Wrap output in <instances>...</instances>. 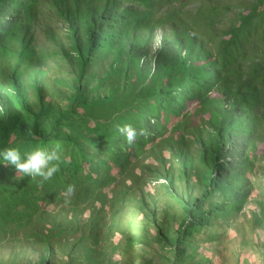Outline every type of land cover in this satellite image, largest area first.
Returning <instances> with one entry per match:
<instances>
[{
	"label": "trees",
	"instance_id": "trees-1",
	"mask_svg": "<svg viewBox=\"0 0 264 264\" xmlns=\"http://www.w3.org/2000/svg\"><path fill=\"white\" fill-rule=\"evenodd\" d=\"M182 1L189 0H0V148L59 143L62 156L44 183L0 164V246L10 240L25 257L41 249L31 264H54L59 253L64 264H97L106 256L97 249L102 227L116 220L127 195L106 218L107 192L122 186L134 160L165 146L172 159H161L158 175L183 215L163 229L152 212L146 223L156 238L143 225L126 244L154 239L162 264H210L194 261L203 254L194 241L217 239L216 224L243 209L259 162L264 0L238 1L223 29L217 23L229 2L203 0L191 11ZM47 2L66 25L67 47L59 41L43 55L28 31ZM174 2L179 7L168 8ZM46 36L55 41L52 29ZM46 56L72 64L69 76L49 86L39 68ZM125 125L136 130L131 142L118 131ZM69 184L76 192L66 205ZM60 205L72 213L62 222L51 212ZM86 207L87 222L79 223L76 211ZM77 232L68 250H55V237Z\"/></svg>",
	"mask_w": 264,
	"mask_h": 264
},
{
	"label": "rangeland",
	"instance_id": "rangeland-1",
	"mask_svg": "<svg viewBox=\"0 0 264 264\" xmlns=\"http://www.w3.org/2000/svg\"><path fill=\"white\" fill-rule=\"evenodd\" d=\"M203 0H189L182 1V9L191 11ZM217 1V0H213ZM229 2V12L217 23L218 28H225L230 18L238 10V1L242 0H219L218 2ZM250 1V0H245ZM180 2H174L169 5L179 7ZM38 20L29 29L28 33L34 36L36 47L39 52L45 54L46 50L50 51L51 45L57 47V43L61 41L67 47L66 25L55 13L54 7L49 2L46 6L39 8ZM52 29L55 33V41L51 42L46 36V31ZM161 34V30L157 31V38ZM157 43L155 42L154 48ZM233 47V46H232ZM57 58H50L46 56L41 60L39 68L45 71L48 77L49 86L55 76H69L72 64L64 60H57ZM61 64V68H55ZM29 73H25L28 77ZM61 89L64 86H60ZM66 90V88H64ZM29 95L32 101L36 97L32 90ZM177 146V145H176ZM165 146L155 147L151 153L142 158L134 160L133 164L127 173V177L120 182L121 187L116 186L107 192V204L104 216L110 218L113 208L120 205V193L125 191L127 195L122 198V209L119 215H116V220L113 223H108V227H102L100 232V244L98 250H104L106 256L97 264H162L160 243L157 240L143 241L135 243L134 245L126 244V237L134 231H141L143 225L149 227V237L156 238L155 228L151 222H147L146 217L153 218L152 212H155V217L163 229L170 226L177 225L178 219L183 215L181 207L176 203L172 205L167 184L163 185V177L158 175V170L162 167V161L170 163L172 156H169V149ZM159 148H162L160 151ZM167 150V151H166ZM191 151L196 152V148L192 147ZM258 155V166L252 175L251 194L246 201L243 209L229 220H220L216 224V231L219 234L217 239H207L199 237L194 243L201 247L202 255L198 256L194 261L206 262L207 259L210 264H264V136L261 137L256 149ZM160 153H166V157L158 158ZM196 171L193 167L190 170L191 175ZM157 176L158 179H155ZM192 179H190L191 181ZM139 199L144 200L140 205ZM116 201V202H115ZM121 203V202H120ZM63 207V208H62ZM88 207L76 211V216L79 218L78 222H87ZM52 216L55 215L57 219L65 221L72 216L71 209L68 206H57L51 209ZM71 213V214H70ZM110 219H108V222ZM42 222V221H41ZM117 222V223H116ZM116 223V224H115ZM71 222V225H74ZM21 232H17L20 235ZM216 233L215 230L213 232ZM217 235V234H215ZM79 237V233L67 234L63 238L55 237L53 245L55 250H59L60 246L68 250L73 241ZM216 237V236H215ZM86 245V243L84 242ZM12 241H4L0 246V264H31L37 259L38 251L31 252V255L25 257V253L16 248H12ZM41 246H37L40 248ZM13 250V251H12ZM191 250V248H190ZM206 257V258H205ZM67 257L66 254H57L54 264H64Z\"/></svg>",
	"mask_w": 264,
	"mask_h": 264
},
{
	"label": "clouds",
	"instance_id": "clouds-1",
	"mask_svg": "<svg viewBox=\"0 0 264 264\" xmlns=\"http://www.w3.org/2000/svg\"><path fill=\"white\" fill-rule=\"evenodd\" d=\"M159 38L160 35L157 38L156 31V43H158ZM155 42L153 44L152 51L154 50ZM261 109L264 113V105ZM118 131L126 136L128 142H131L136 136V130L130 125L119 127ZM61 161V145L59 143H55L51 147L36 146L30 151L26 152H22L20 148L16 146L0 148V164L14 166L18 175H20L22 178L26 176L31 178L39 177L41 183L50 181L58 173ZM165 181L162 183H165ZM75 192V184L67 185L63 193L64 203L66 205L71 203L70 198L75 194Z\"/></svg>",
	"mask_w": 264,
	"mask_h": 264
}]
</instances>
